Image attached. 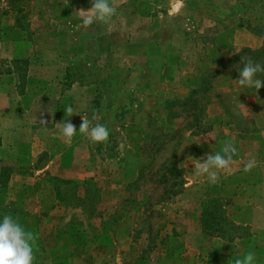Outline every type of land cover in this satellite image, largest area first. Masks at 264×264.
<instances>
[{
	"label": "rangeland",
	"instance_id": "rangeland-1",
	"mask_svg": "<svg viewBox=\"0 0 264 264\" xmlns=\"http://www.w3.org/2000/svg\"><path fill=\"white\" fill-rule=\"evenodd\" d=\"M115 3L111 27L78 28L91 0H0V219L35 234V264H264V90L234 81L264 48V0ZM224 141L231 170L193 175Z\"/></svg>",
	"mask_w": 264,
	"mask_h": 264
},
{
	"label": "clouds",
	"instance_id": "clouds-1",
	"mask_svg": "<svg viewBox=\"0 0 264 264\" xmlns=\"http://www.w3.org/2000/svg\"><path fill=\"white\" fill-rule=\"evenodd\" d=\"M91 2L92 6L88 10L80 9L75 12L81 20V24L77 27L87 28L97 21L111 27L113 17L117 15L115 0H91ZM241 60L243 67L239 70V78L234 81L240 87L259 92L264 86V79L258 78V75L264 74V65L254 62L251 58L241 57ZM65 113L67 117H71L74 114L73 108L67 107ZM92 119L94 120L95 116ZM57 126L66 141H70L77 133L76 127L70 121L59 123ZM79 132L87 136L93 144L107 143L109 139V131L106 125L99 123L93 125L89 119L84 117L79 126ZM235 154L236 149L233 144L224 141L220 151L212 152L206 158L194 159L189 157L188 160H191L192 164L195 165L193 175L196 177L207 176L209 182L216 183L221 172L231 170L232 158ZM256 165L255 158H252L245 164L244 171L250 172ZM35 241V234L26 231L18 219L10 214L3 215L0 219V264H35ZM256 259V254L248 251L242 257L237 258L234 264H254Z\"/></svg>",
	"mask_w": 264,
	"mask_h": 264
},
{
	"label": "trees",
	"instance_id": "trees-1",
	"mask_svg": "<svg viewBox=\"0 0 264 264\" xmlns=\"http://www.w3.org/2000/svg\"><path fill=\"white\" fill-rule=\"evenodd\" d=\"M248 54L249 55V58H251L254 62L256 63H260L262 65H264V48L260 51H250V50H244L241 54H239L236 58V62H240L242 61L241 60V57L244 58V55ZM243 67V63L241 62L240 63V66L235 69L236 71V75H237V79L239 78V70H241ZM264 77V74H259L258 75V78H262ZM263 79V78H262ZM261 89L264 90V86L261 87ZM204 93H206V90H203ZM222 104V107H223V110L225 112V116H226V119L228 120L227 123L236 127L237 129H239L241 132L245 129H243L241 127V123L238 122L237 120H240L241 122H247L246 118L241 115V114H238L236 112V109L234 108V106L232 104H225V103H221ZM186 105V104H184ZM201 115L202 114H198V115H195V119L193 120L194 123H192V127H201L202 124H203V120L201 119ZM243 129V130H242ZM255 129L252 130V132L254 131ZM171 174L172 175H181V169L177 167V165L174 163V166L171 168Z\"/></svg>",
	"mask_w": 264,
	"mask_h": 264
}]
</instances>
